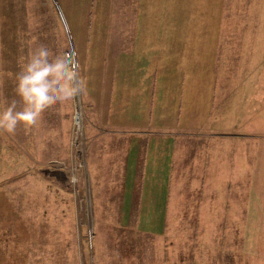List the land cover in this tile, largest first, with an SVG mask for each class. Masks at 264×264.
Here are the masks:
<instances>
[{"label": "rangeland", "instance_id": "1", "mask_svg": "<svg viewBox=\"0 0 264 264\" xmlns=\"http://www.w3.org/2000/svg\"><path fill=\"white\" fill-rule=\"evenodd\" d=\"M40 44L88 92L0 134V264H264V0H0V100ZM130 70L157 147L123 191L86 101Z\"/></svg>", "mask_w": 264, "mask_h": 264}, {"label": "clouds", "instance_id": "2", "mask_svg": "<svg viewBox=\"0 0 264 264\" xmlns=\"http://www.w3.org/2000/svg\"><path fill=\"white\" fill-rule=\"evenodd\" d=\"M13 92L10 101L0 100V134L37 127L47 110L85 97L88 84L69 55L40 44L21 63Z\"/></svg>", "mask_w": 264, "mask_h": 264}, {"label": "crops", "instance_id": "3", "mask_svg": "<svg viewBox=\"0 0 264 264\" xmlns=\"http://www.w3.org/2000/svg\"><path fill=\"white\" fill-rule=\"evenodd\" d=\"M114 76V75H113ZM125 80L118 81V92L112 96V92H109L110 89L114 88L115 82L112 78H110L109 82L107 78H105V82H100V92L98 93V97L94 96L93 98L88 97L87 103L92 105V109L98 111V113H102L96 119L95 124L99 127L106 128L105 131L109 134L96 135L94 138L90 139L93 142L97 141L96 137H100V143L103 146L108 147V142L110 144L111 141H115V145H113L112 153L115 152V158L119 159V169H116V173H120L121 177V189L125 190H133V189H143V184L146 183V178L142 177L143 167H145L144 160H147V156L156 149L157 145H154V141L157 139L156 137H150L146 139V141L142 140V133L144 132V126L146 123L137 121V119L132 116H127L128 110H141L148 109L150 112L148 115V122H151L153 104H154V95L151 91L145 96L142 88V81H137V78L142 79L143 73L141 71L130 70L124 74ZM131 78V80L127 81L126 78ZM107 88V93H106ZM150 94V95H149ZM148 95V96H147ZM115 97H117L115 99ZM112 98L115 102L113 110L120 112V117L115 120L110 116V110L112 109ZM93 102V104H92ZM94 124V125H95ZM116 135H111V134ZM120 137V141H118V145H116V139ZM116 138V139H115ZM168 138V137H166ZM144 144V145H143ZM105 151V150H103ZM111 149H109V152ZM108 162L110 159V153L105 152ZM145 154V156H143ZM111 165V164H110ZM164 182V181H163ZM142 184V186H141ZM124 196V195H123ZM124 199V198H123ZM139 206V202H136Z\"/></svg>", "mask_w": 264, "mask_h": 264}]
</instances>
